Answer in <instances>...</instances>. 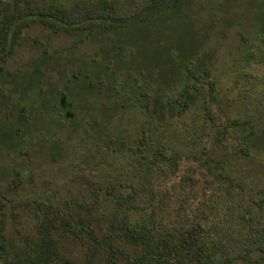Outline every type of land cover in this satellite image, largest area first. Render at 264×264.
<instances>
[{
    "label": "rangeland",
    "instance_id": "rangeland-1",
    "mask_svg": "<svg viewBox=\"0 0 264 264\" xmlns=\"http://www.w3.org/2000/svg\"><path fill=\"white\" fill-rule=\"evenodd\" d=\"M43 1L68 8L87 2L116 9L138 3ZM138 27L133 33L138 44L130 41L119 55L117 36L111 31L88 35L87 29L54 30L35 22L23 29L13 52L0 61V238L6 248L22 251L39 243V221L46 213L90 226L97 236L89 239L55 230L58 255L48 264H111L112 254L119 264H141L134 261L140 247L127 241L123 228L116 226L120 214L114 199L139 181L145 186L142 195L161 205L162 219L169 220L177 201L172 184L190 172L193 191L187 184L184 202L196 206L212 191L207 170L214 159L242 183L264 239V0H181L176 8L163 9ZM151 41L176 42L172 57L178 50H190L208 67L214 120L203 114L200 96H194L182 113H169L165 104L163 120L155 116L151 124L138 106L101 114L102 98L88 91L85 74L101 75L102 96L111 99H120L127 81L133 88L140 84L138 89L145 90L151 104L157 93L155 81L162 85ZM140 53L149 72L146 83L143 74L134 71ZM129 59V68L120 66ZM109 60V72L103 74ZM162 90L166 99L167 89ZM204 95L208 97L207 92ZM15 121L21 130L14 142L5 144L2 128ZM142 126L150 145L140 149L139 156L135 142ZM115 132L124 136L125 153L105 146L106 137ZM158 145L165 153L176 149L175 172L167 170L166 159L151 156ZM34 201L45 202L49 210ZM141 216L131 212L125 219ZM4 258L0 255V262ZM234 264H264V248L252 251L250 262L238 259Z\"/></svg>",
    "mask_w": 264,
    "mask_h": 264
},
{
    "label": "trees",
    "instance_id": "trees-1",
    "mask_svg": "<svg viewBox=\"0 0 264 264\" xmlns=\"http://www.w3.org/2000/svg\"><path fill=\"white\" fill-rule=\"evenodd\" d=\"M181 0H138L126 8L116 9L113 5L103 3L87 2L79 6L65 7L55 3H45L43 0H0V61L5 60L13 52L19 41L23 29L35 22H41L52 27L54 30H81L87 29V34H106L113 32L117 37L114 45L118 49L119 55L130 41L134 42L133 33L137 31L140 22L147 21L149 16L152 19L156 14L169 7L176 8ZM138 44L137 41L134 42ZM176 42L157 45L151 41L156 63L158 76L162 85L155 81L153 85L157 90L155 98L149 103L145 90L135 88L131 82L121 88L120 99H111L102 96L101 88L104 78L101 75L90 76L85 74L88 82V91L98 99H101V114L116 111L117 108L138 106L146 115L145 122L150 123L155 118L163 120L164 109L171 113L173 110L184 112L193 101L194 96L202 97L199 107L203 114L214 120L211 114L210 102L212 101L211 90L213 89V79L206 65H202L194 58L193 51L182 52L178 50L175 58L171 55V46ZM142 45L140 42L139 46ZM141 58L135 63L134 71L143 74V82L149 72L145 71V62ZM111 59V58H110ZM132 59L122 63L120 66L129 68ZM102 73L109 72L107 67ZM144 67V68H143ZM0 62V71L2 70ZM147 68V64H146ZM169 71L172 76L166 74ZM132 82H137L136 78ZM97 83V84H96ZM162 87L167 89L166 99L163 97ZM207 92L208 97L204 94ZM97 99V100H98ZM120 100V101H119ZM166 104V108H164ZM18 121L13 122L7 128H2V135L5 141L10 144L21 128ZM92 127L94 124H91ZM95 127V126H94ZM1 129V128H0ZM135 146L144 149L145 145H150L148 135L144 126L140 129ZM249 138L246 136L245 141ZM9 141V142H8ZM105 146L112 151L125 153L124 136L115 132L106 137ZM163 152L160 145L150 154L156 158L167 161V170L175 172L177 170L176 149ZM207 159L204 157L203 160ZM207 161V160H206ZM211 167H208L207 174L212 178L207 179L211 186L210 194L198 201L196 206L188 205L184 202L183 192L188 184L193 191L191 184L194 183L190 172L182 173L174 185L176 189V205L174 215L169 220L161 217L162 207L155 203L151 197L142 195L140 189L144 185L131 183L130 191L124 195L120 194L114 199L115 208L119 209V220L116 226L123 228L125 239L140 247V251L134 256L135 262L141 264H234L238 259L251 260V252L264 248V239L258 233L257 225L250 214L251 203L244 197V188L240 181L234 179L227 172L222 170L221 162L212 160ZM216 181V182H215ZM207 184V186H209ZM45 211L49 206L43 201H34ZM138 212L142 216L134 221L125 219L127 213ZM39 243L31 244L28 249L6 248L0 238V255L5 258L0 264H48L58 255L57 245L52 237V233L59 228L66 229L75 235L85 234L89 239H97L92 227L73 225L67 216H48L46 213L39 221ZM1 229V227H0ZM79 232V233H78ZM2 232L0 230V236ZM23 253V256L21 255ZM112 252V251H111ZM111 264H119L116 256L112 254ZM71 264H74L70 262Z\"/></svg>",
    "mask_w": 264,
    "mask_h": 264
}]
</instances>
